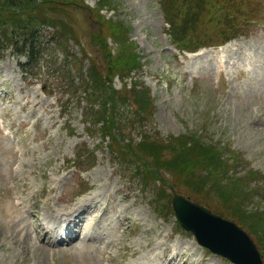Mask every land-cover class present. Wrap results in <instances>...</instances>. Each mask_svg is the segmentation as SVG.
I'll return each mask as SVG.
<instances>
[{"label": "rangeland", "instance_id": "374dc122", "mask_svg": "<svg viewBox=\"0 0 264 264\" xmlns=\"http://www.w3.org/2000/svg\"><path fill=\"white\" fill-rule=\"evenodd\" d=\"M43 1L2 12L5 38L38 14L67 43L41 30L50 47L26 69L0 51V264H233L181 228L176 195L242 227L264 262V0ZM72 77L104 84L106 120L137 122L103 136Z\"/></svg>", "mask_w": 264, "mask_h": 264}, {"label": "trees", "instance_id": "16d2710c", "mask_svg": "<svg viewBox=\"0 0 264 264\" xmlns=\"http://www.w3.org/2000/svg\"><path fill=\"white\" fill-rule=\"evenodd\" d=\"M50 1L51 0H44L43 2L49 3ZM31 4L33 6H35L36 8L41 7V5L38 4L37 0H3L2 2H0V51L7 50L8 47H14L15 48L14 52L18 53L20 56L27 55L28 62L25 64H21L24 69H26L28 66H32L34 68L36 66V64L38 63L41 55L43 56L45 53H47L45 51V49L47 47H50V45H47V46L42 45L43 43H41V41L39 39V35H38L41 32V30H44L48 27H53L55 30L53 32L52 38L56 39V41H57L56 43H59V46L61 48L63 46L65 48L66 47L65 43H67L65 33L63 31H61L55 25H50V24L46 25V21L44 20V18L39 16L38 14H31L27 17V19L29 18V20L22 21V23H16L14 28L9 33L8 38H5L4 36H2L3 32L11 29L12 21L16 17V13L13 11H9V15H3L2 12L7 8H13V7H17V9H21L19 11H24L26 9V6L31 5ZM185 4H186V7L196 8L193 5L192 0H191V2H186ZM38 12L40 13L41 11H38ZM112 30L115 31L116 29L113 28ZM112 30L110 29V31H112ZM178 41H180V40H178ZM199 47H201V45L192 49V50H195ZM178 48L181 50L191 51L188 48H184V47H178ZM66 49H67L66 57L67 58L69 57L70 59H73V61H75L76 67L75 66L74 67L76 68L77 72L78 71L80 72V70L82 69V67L80 68V65H81L80 60L81 59L79 57H77L75 54H72L70 52V49L68 46ZM101 74L102 73L100 72V77H101ZM74 77H72L70 79L72 84H68V87L70 88V91L72 92V95L76 96L77 91H80L79 88H83L84 90L81 92L83 100L87 101L88 103L96 102V105L97 104L101 105L102 109L100 111L99 110L94 111L92 109L93 106H90L92 110L91 109L87 110V112H90L91 114H89L87 116L90 117V119H92V118L95 119V121H93L94 124L103 123V126L99 127L100 131L98 130L99 133L103 134V136L106 135V137H107L108 134L110 133V131L115 133V134L117 131L118 132L122 131L120 129V127L123 130H125L126 125L124 122L126 120L127 121L132 120V122H137V120H134V119H125L124 120V118H118V120H116L114 118V116H113L114 114L112 112L110 113L109 120H106L107 115H106L105 106L107 105V101H106L105 97L101 96L102 95L101 91L98 92V90L96 89V88L104 87V84H86L85 81L83 80L81 83H78V84H80V86L77 87V84H75ZM131 92L132 91H130V93L128 92V97H129V99L132 100V103L137 104L138 102H140L141 100H140L139 94L134 93V92L131 93ZM114 93H115V91L112 90L113 97L115 96ZM112 99L113 98H111V100ZM111 100H109L108 103ZM117 103H118V101H115V99H114V102L111 104V107H113ZM119 122H120V127L117 126V124ZM102 131H104V132H102ZM117 153L120 154L121 156H123L122 152H120L119 150ZM187 167L188 166H185L184 168H187Z\"/></svg>", "mask_w": 264, "mask_h": 264}, {"label": "water", "instance_id": "95a60500", "mask_svg": "<svg viewBox=\"0 0 264 264\" xmlns=\"http://www.w3.org/2000/svg\"><path fill=\"white\" fill-rule=\"evenodd\" d=\"M173 209L182 228L213 253L234 264H263L254 240L235 223L180 195L174 197Z\"/></svg>", "mask_w": 264, "mask_h": 264}, {"label": "bare ground", "instance_id": "6f19581e", "mask_svg": "<svg viewBox=\"0 0 264 264\" xmlns=\"http://www.w3.org/2000/svg\"><path fill=\"white\" fill-rule=\"evenodd\" d=\"M79 215H80V214H79ZM79 215H76V218L79 217ZM54 217H55V216H54ZM55 219H56V220H59V219H61V217H55ZM123 219H124V218H123ZM82 220H83V219L81 218V221H82ZM122 222H123V221H122ZM78 224H79V223H78Z\"/></svg>", "mask_w": 264, "mask_h": 264}]
</instances>
